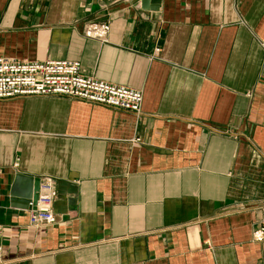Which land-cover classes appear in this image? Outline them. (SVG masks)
I'll return each instance as SVG.
<instances>
[{
	"label": "crops",
	"instance_id": "1",
	"mask_svg": "<svg viewBox=\"0 0 264 264\" xmlns=\"http://www.w3.org/2000/svg\"><path fill=\"white\" fill-rule=\"evenodd\" d=\"M141 1L0 0V57L77 62L143 96L138 116L0 100L7 264H264V0ZM15 175L53 182L54 225L11 207Z\"/></svg>",
	"mask_w": 264,
	"mask_h": 264
},
{
	"label": "built area",
	"instance_id": "2",
	"mask_svg": "<svg viewBox=\"0 0 264 264\" xmlns=\"http://www.w3.org/2000/svg\"><path fill=\"white\" fill-rule=\"evenodd\" d=\"M108 24H89L84 35L101 43L108 42ZM159 50H155L158 52ZM79 63L72 61L27 62L0 57V100L26 96H63L93 105L140 115L143 96L141 91L109 85L79 72ZM37 201L28 211L30 227L51 226L56 223L53 203L57 192L50 179L39 183ZM255 242L264 239V227L259 225L252 234ZM0 264H7L2 257Z\"/></svg>",
	"mask_w": 264,
	"mask_h": 264
},
{
	"label": "water",
	"instance_id": "3",
	"mask_svg": "<svg viewBox=\"0 0 264 264\" xmlns=\"http://www.w3.org/2000/svg\"><path fill=\"white\" fill-rule=\"evenodd\" d=\"M141 3L142 6L149 5L150 11H157L160 2L159 0H142ZM39 183V179L15 175L9 191L11 207L27 212L33 210L38 198Z\"/></svg>",
	"mask_w": 264,
	"mask_h": 264
}]
</instances>
